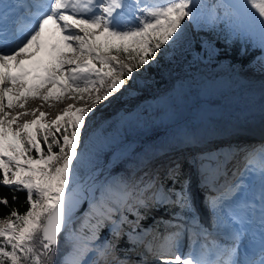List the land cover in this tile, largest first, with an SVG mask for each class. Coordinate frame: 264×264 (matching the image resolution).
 Listing matches in <instances>:
<instances>
[{"label": "snow or ice", "instance_id": "obj_1", "mask_svg": "<svg viewBox=\"0 0 264 264\" xmlns=\"http://www.w3.org/2000/svg\"><path fill=\"white\" fill-rule=\"evenodd\" d=\"M206 8L203 0H0V186L12 202L24 192L27 205L20 212L0 196L8 208L0 217V264H56L61 237L68 251L59 264H88L90 253L91 264H264V146L247 152L243 170L219 188L232 153L201 155V185L215 193L206 198L210 226L201 223L178 162L161 166L162 177L157 170L131 188L106 184L99 197L80 176L97 105L127 90L134 72L158 55L180 47L188 24L225 23L233 37L264 50V0H217ZM65 99L77 103L63 107L51 123H42L47 114L39 108H26L29 100ZM246 177L259 179L258 205L255 197L240 198ZM84 199L89 208L77 225ZM161 209L168 219L141 227L148 213ZM107 225L111 239L97 243ZM124 237L127 247L120 249Z\"/></svg>", "mask_w": 264, "mask_h": 264}, {"label": "rangeland", "instance_id": "obj_2", "mask_svg": "<svg viewBox=\"0 0 264 264\" xmlns=\"http://www.w3.org/2000/svg\"><path fill=\"white\" fill-rule=\"evenodd\" d=\"M203 1H205L204 3L206 5L208 3H211V5H213L217 2L215 0H203ZM214 30H215L214 27L206 26L203 23H201L199 27H197L195 24H191V23L188 24L186 28L185 42L178 48L169 49L168 54L163 55L165 63H161L159 67L158 63L152 62L150 65L145 66L146 69H142L140 70V72H134V75L136 76V80L131 81L132 84L130 83V86H126L127 90L123 88L124 95H130L131 97H133L135 96V91L132 88V85L136 81L140 80V81L145 82V79H149L150 81L154 83L152 84L153 86L156 85L157 88L160 87L163 89H169L168 93L173 95L176 98L175 100L176 104H174L173 107L168 104V106L171 107L170 110L172 111V113H176V112L180 113L183 111L184 116L182 115L181 116H177V115L171 116L168 119V122L177 121L172 124L174 125V127L171 128L170 125L160 124V121H162V118H164L167 114L164 116L159 115V114L156 115L157 110H153V109L150 112L148 111V116L146 115V118H144L143 116L135 118V115H134L133 122H131L130 120L127 121L128 119L124 115L119 114L117 110H112L111 112L110 111L105 112V114H107V118H101L97 122L92 124L91 130L89 133V135L91 136V141L89 144V147H90L89 148V159L87 163L85 164V166L82 167L80 171V176H81L82 181L88 178L89 175H91V173L96 172L95 174L97 175L96 177L97 183H95L94 186L95 187H98V185L104 186L105 185L103 181L104 179L103 178L101 179V176H103L102 174L106 172L107 167L109 166L113 167L114 166L113 164L117 163L118 160H124L127 166L135 169L138 165L137 163L140 162L144 157L151 156L152 158H155V159H153V161L150 163L151 166L149 167V170H151V174L149 175H152L157 170H159L161 173V177H162L163 169L161 166L169 165V162L171 159H172L171 160L172 162L174 161L180 164L179 158L181 159L184 158L186 161H190V162L196 158L195 155L191 152H188L187 154H185L186 152L182 150L181 142H179L180 141L179 137H180L182 128L186 125L187 126L189 125L190 127H194L193 123L196 122L193 120L194 118L186 119V117H190L191 114L196 109V108H193L191 110V107L189 106V104H192L193 96L197 98L200 97L197 100V102H195L194 106H196L197 104L199 106L203 105L204 107H206L208 104L205 101L213 102V100H215L216 103L210 107L211 108L214 107V109H217V110L220 107L223 111L225 107L221 104L222 102L219 99L220 95L216 92V87H215L216 80L215 79L213 80L214 77H216L218 74L221 73V75H224L223 77L225 79L230 78L229 75H231L232 76L231 78L234 80L233 78L234 76L232 73L235 70H238V73L240 72L239 76H245L248 73L253 74V75H259V73L263 74L262 72L258 71L260 70L259 68L256 69V71L259 72L258 74L256 71H252V69H254L253 67L255 66L259 67L260 64L259 65L257 64L258 59L253 61L252 64L249 65V67L247 68H243L239 64L237 65L221 64V65L214 66V70L213 69L211 70V67H213L211 63H203L198 58L195 46L200 41H207L210 39L219 41L220 43H222L223 37L215 35ZM165 47H167V45ZM161 51H163V49ZM263 54H264V50L260 48L259 56ZM128 62L129 61H125V63H128ZM195 65L197 68H192V69L190 68ZM151 67L153 69V72L149 73L148 72L149 69L147 68H151ZM180 67L184 68L183 72H181ZM204 73L212 76L211 79L208 78L209 80H211L209 82V85L204 83V84H200L198 87H190L193 89H189L188 87L190 85L185 79V77L194 78L195 75H199L201 77ZM183 74L186 76L184 77ZM175 78L182 80L181 84L178 85L176 82L177 80ZM159 82H160V85L158 86ZM206 85H207V88H206ZM171 86L173 87V90H171ZM156 87L154 86L152 87V89L151 87L149 88L147 87V88L150 90V92H152L155 90ZM209 88L211 89L208 90ZM132 90L134 91V93H132ZM208 91H212V92L209 93ZM209 97H212V98L210 99ZM29 101L33 105H36L35 103L37 102V100H29ZM217 103L220 105L219 107H217L216 105ZM67 105L68 103L65 102L64 107H66ZM19 111L21 110L19 109ZM61 111L55 112L53 110H50V117L45 118V120H43L42 123L52 122L55 119L56 115L61 114ZM38 115L39 113H37V116ZM225 116L226 114L223 116L217 115L213 119V116L209 114V116L206 117L207 119L203 118V120L201 121H206L203 124V126H205L208 129L209 127L205 125L207 122L210 121L211 123L215 121V119L223 120V121L227 120ZM32 118H35V117L27 116V119L24 118V120L29 121V119L32 120ZM230 118L232 117L228 116V120ZM136 122H139L141 124H136ZM163 124H165V122H163ZM219 126L220 125H212L213 128L214 127H218V128L224 127V131H229V133L233 131V129L228 128L230 127L228 125H223L222 127H219ZM160 128H162L163 130L167 128V130L164 131L163 135L161 136L159 134L157 135V131H156ZM13 129L16 130V125H13ZM234 133L235 132L233 131L232 133L233 137L235 136ZM210 137L214 138L213 135ZM130 139H133V140L129 141ZM236 139L237 138H235L234 140ZM196 141H198L197 138L194 139V142ZM238 142H241V141L225 143L227 144L226 146L223 142H220L217 145H213V147L215 148V151L218 154H220L221 152L229 153L235 150L237 145L240 148V145ZM236 150H238V148ZM108 151H112L109 156L106 154ZM152 158H150L149 160H152ZM243 163H245V161H242L240 165ZM238 166L236 168L239 170L240 167ZM184 167H186V165H184ZM196 168L197 167L195 166H190V168L185 172L183 166L181 165L183 176L187 178L190 176L187 173L191 172V175L193 176V173L195 172ZM140 172L139 171L136 172V170L132 169V172L129 173L128 175H126L124 172L120 173L118 178L123 176L124 182H126L127 185L131 188L133 185H136L140 181L141 178H145ZM168 184L169 186H171V181H168ZM177 188H179V185L177 186ZM194 188H195V180H194V177H192V183L190 184V191L191 189H194ZM94 193H95V196L98 197V195H100V190L99 189L97 190L95 188ZM161 210L164 212H167L164 209H161ZM126 214L128 215V219L130 221L136 219V217L133 216L131 213H126ZM198 215L200 216L199 213ZM147 217H149L150 219V222L147 225H150V223L151 225H153L155 221L161 218V217H156L153 212L148 213ZM142 221H140V224ZM110 227L111 226L107 225L102 229H107L110 232ZM101 231H100V239H99L100 242L103 243L106 239H111V234L109 237L101 239ZM124 239L126 238L124 237ZM125 247H127L126 244L121 249Z\"/></svg>", "mask_w": 264, "mask_h": 264}, {"label": "bare ground", "instance_id": "obj_3", "mask_svg": "<svg viewBox=\"0 0 264 264\" xmlns=\"http://www.w3.org/2000/svg\"><path fill=\"white\" fill-rule=\"evenodd\" d=\"M210 8H211V3H208L207 8L205 9V12L207 13L210 10ZM257 59H258L257 64L258 65L260 64V65L259 67H256V66L253 67L254 69H252V71H256V69L259 68L260 70L258 71L264 74V54L259 56ZM190 68L192 69L193 66ZM180 69H181V72H183L184 68L180 67ZM212 69L214 70V66L211 67V70ZM259 72H257V74ZM232 74L234 76L233 77L234 80L231 78L232 77L231 75H229L231 79L230 78L225 79L223 77L224 75H221V73L213 78V80L214 79L216 80L215 81L216 92L220 95L219 99L222 102L221 104L225 107V109L222 111L218 103L216 104L217 107H219L218 110L214 109V107L211 108L210 106L216 103L215 100H213V102L205 101L208 104L206 107H204L203 105L202 107L197 104L196 106H194L195 102H197V100L200 97L197 98L193 96L192 104H189V106L191 107V110L193 108H196L195 111L193 112L195 114L192 113L191 116L186 117V119L194 118L193 120L196 122L193 123L194 127H190L189 125L187 126L185 124L186 126L182 128V131L179 137L180 139L179 142H181V148L183 151L186 152L185 154H187L188 152H191L196 157L191 162L186 161L184 158L183 159L179 158L180 164L183 166L185 172L190 168V166L197 167L195 169V172L193 173V176L191 175V172L187 173L188 175H190L188 178L190 179L191 183H192V177H194V180H195V188L191 189L190 191L192 199H193L192 202H193L195 209H196V205H199L201 198H206L209 195V193H212V194L214 193L213 191H211L209 187H203L201 185V176L198 171V165H199L200 157L202 154L209 153V152L218 154L215 151V148L213 147V145H217L220 142H223L225 144V143L234 142V141H241V142H238L240 145V148L237 145L235 150L231 152L232 155L229 157L230 162L227 164V168L221 170L223 174L219 175L218 182L216 183V188H219L221 185L225 184L226 182L232 179L231 178L232 173L235 171L236 167L240 165V163H242V161H245V155L247 152L253 149H259L262 146H264V75L261 73H259V75H253V74L248 73L245 76H239L240 72L238 73V70H235ZM185 76L186 75H184V77ZM208 78L211 79L212 76L207 75L205 73L201 77L199 75H195L194 78L185 77V79L190 85L188 87L189 89H193L190 87H198L200 84H204V83L209 85V82L211 80H209ZM176 80H177L176 82L178 85L181 84L182 80H179V79H176ZM152 84L154 83L150 81L149 79H145V82L140 81V80L136 81L132 85V88L135 91V96L133 97H131L130 95H124L123 88L121 89L120 93H113V95L109 98L108 101H102L99 105H97L96 116H95L93 123L97 122L101 118H107V114H105V112H109V111L111 112L112 110H117L119 114L124 115L128 119L127 121L130 120L131 122H133L134 115H135V118L142 117V116L146 118V115L148 116V111L150 112L153 109V110H157L156 115L159 114V115L164 116L167 114L164 118H162V121H160L161 125H170V127L173 128L174 125L172 124L177 121L168 122V119L171 116H175V115L184 116V112L183 111L180 113L176 112L177 114L172 113V111L170 110L171 107H169L168 104L173 107L174 104H176L175 102L176 98L173 95L168 93L169 89H163L160 87L157 88L156 85H154L156 87L155 90L150 92L148 88L151 87L152 89V87H154ZM159 85H160V82L158 83V86ZM207 85H206V88H207ZM210 89L211 88H209L208 90ZM171 90H173L172 86H171ZM134 91L132 90V93H134ZM208 92L211 93L212 91H208ZM209 98L211 99L212 97H209ZM65 102L68 104L77 103L75 101H69L67 99H65L62 103L59 100H51L48 103H45L42 100H37V102L35 103L36 105H33L30 101H28L26 104V108L29 111H31L32 109L39 108L40 111H43L47 114L46 118H49L50 110H53L55 112L57 111L60 112L62 108L64 107ZM49 103L52 104L53 106L49 107L48 106ZM82 103L83 102L78 103L77 106H82ZM16 111L19 112V109H16ZM224 113L226 114L225 118H227V120L223 121V120L215 119V121L211 123L209 121L205 124L209 127L208 129L205 126H203V124L206 121H201V120L209 116V114L213 116V119H214L215 116L217 115L218 116L225 115ZM228 116H231L232 118L228 120ZM35 118H32V120ZM25 119H27V117H25ZM29 121H31V119H29ZM163 122H165V124H163ZM18 123H22V121H19ZM136 124H141V123L136 122ZM212 125H220L219 127H222L223 125H228L230 126L228 128L233 129V131L235 132L234 133L235 136L233 137L232 135L233 131L229 133V131H224V127L223 128H218V127L213 128ZM166 130L167 128L164 130L162 128L156 130L157 135L158 134L160 136L163 135V132ZM212 135L214 136V138L210 137ZM196 138L198 139V141L194 142V139ZM235 138L237 139L234 140ZM131 140L133 139H130L129 141ZM226 145L227 144H225V146ZM237 148L238 150H236ZM150 158L152 157L151 156L144 157L140 162L137 163L138 165L135 169L130 168L129 166L128 167L130 169L136 170V172L144 171L143 173L142 172L140 173L145 178H147V176L151 174V170H149V167L151 166L150 163L153 161V159H155V158H152V160H149ZM221 159L223 158L221 157ZM171 160L169 164L172 163ZM184 165H186V167H184ZM93 173L95 174L96 172H93ZM119 174L120 173H118L117 177L119 176ZM95 176L97 175L95 174ZM94 180L96 181V178H94L93 181ZM119 182L121 185L127 184L126 182H124L123 176L119 178ZM198 196H200L199 202H197ZM88 208L89 206L87 207V210L85 212L88 211ZM152 212L155 214L156 217H161L165 220L169 218L168 213L162 210L152 211ZM197 212L200 214L199 218H200L201 223L205 226H210V221H209L210 219L206 215L205 211L203 209L201 210L197 209ZM83 216L76 221V224L80 221V219L83 218ZM97 243H102V242L98 240ZM184 243H185V246L183 247V249L188 250L187 240H185ZM86 258H87L86 260L88 261V263L90 262L91 264V261L95 259V255L90 253ZM136 258L137 257L133 256V259H136Z\"/></svg>", "mask_w": 264, "mask_h": 264}, {"label": "trees", "instance_id": "obj_4", "mask_svg": "<svg viewBox=\"0 0 264 264\" xmlns=\"http://www.w3.org/2000/svg\"><path fill=\"white\" fill-rule=\"evenodd\" d=\"M217 1V0H215ZM214 34L218 35L220 37H223V42L220 43L219 41L215 40H207V41H200L196 44V52L198 55V58L203 63H211L213 66L221 65V64H229V65H235L239 64L243 66L244 68L249 67L250 64L257 58V56L260 54V47L257 43H254L252 40L246 38V37H233L230 34V30L227 27L225 23H218L215 27ZM156 63L160 64L165 63L164 56L158 55L157 60L154 61ZM193 68H197L196 65L193 66ZM146 69V68H144ZM149 69L148 72L152 73L153 69ZM51 123V122H50ZM90 148V147H89ZM112 151H108L106 154L109 156ZM32 155H36L35 152L31 153ZM113 167H107L106 172L102 174L101 179L110 178L114 174L117 173H125L128 175L132 172V169H130L124 160H118L117 163L113 164ZM100 179V178H99ZM178 186V185H177ZM97 190H100V185L98 187H95ZM19 196V200L12 202L11 193L8 191L6 187L0 186V196H7L10 203H12L13 207H16L20 212H23L27 205L24 204L25 200V193L19 192L17 193ZM8 214V208H6L3 205H0V217L6 216ZM81 222V219L78 223ZM150 222L149 217L144 219L141 222V227L148 228L151 226L147 225ZM110 236V232L107 229H102L101 231V239H104L106 237ZM122 239L119 243L120 249L125 246V242L127 240ZM68 251V248L65 247L63 237L60 239V246L59 251L56 256V264H59L62 256L66 254Z\"/></svg>", "mask_w": 264, "mask_h": 264}, {"label": "water", "instance_id": "obj_5", "mask_svg": "<svg viewBox=\"0 0 264 264\" xmlns=\"http://www.w3.org/2000/svg\"><path fill=\"white\" fill-rule=\"evenodd\" d=\"M96 177L97 176H95V174L92 173L91 175H89L88 178H86L82 182L86 183L87 185H91L92 183H93L92 185H94L95 183H97V180L96 181L95 180L93 181V179L96 178ZM85 195L88 196L89 199L91 198V194L90 193H85ZM89 199H84L82 201V203L79 205L78 209L76 210L75 215L77 217V220L79 218H81L84 215L85 211L87 210V207L89 206Z\"/></svg>", "mask_w": 264, "mask_h": 264}]
</instances>
